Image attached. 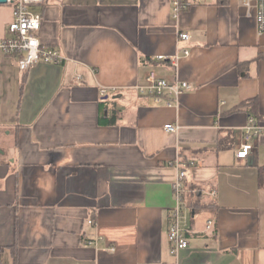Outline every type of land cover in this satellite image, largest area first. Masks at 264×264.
I'll return each mask as SVG.
<instances>
[{
  "label": "crops",
  "instance_id": "1",
  "mask_svg": "<svg viewBox=\"0 0 264 264\" xmlns=\"http://www.w3.org/2000/svg\"><path fill=\"white\" fill-rule=\"evenodd\" d=\"M190 1L177 19L170 0L32 6L64 62L0 56V264H264V32L253 1ZM12 22L0 4V40ZM151 72L192 89L156 105L136 89ZM250 117L262 132L238 160ZM176 162L189 234L172 256Z\"/></svg>",
  "mask_w": 264,
  "mask_h": 264
},
{
  "label": "built area",
  "instance_id": "2",
  "mask_svg": "<svg viewBox=\"0 0 264 264\" xmlns=\"http://www.w3.org/2000/svg\"><path fill=\"white\" fill-rule=\"evenodd\" d=\"M7 4L13 6V22L8 27L9 38L0 40V56L19 55L18 67L22 71H27L38 63L60 65L64 58L53 48L41 46L38 39V33L41 26L40 17L32 14L29 7L41 4L44 0H5ZM193 3H199L201 0H192ZM256 4L255 21L258 32H264V0H241L244 7H248L250 2ZM171 16L177 19L178 16L191 6L190 0H170ZM179 41H188L187 33L178 35ZM190 54L189 50L183 49L180 54L174 55L169 60L175 67L177 61L186 58ZM157 61H164L167 58L158 56ZM137 92L141 96L150 97L156 105L172 108L178 104L180 96L190 91L192 86L185 81L175 80L168 82L156 76L154 73H147L142 85L136 86ZM104 94V91L101 92ZM177 126L167 124L164 131L175 133ZM262 132V127L253 119L249 118L248 124L241 131L243 143L236 151V159L244 160L252 152L253 140ZM188 164L176 162L175 168L178 171L171 189L174 198V208L170 214L167 240L170 254L177 256L179 252L188 247V234L186 228V204L184 202V186L186 178V168ZM190 165V164H189ZM89 225H95L93 220L88 221ZM211 229V222L207 223L206 230ZM88 242V245H94L96 241ZM113 251V249H110Z\"/></svg>",
  "mask_w": 264,
  "mask_h": 264
},
{
  "label": "trees",
  "instance_id": "3",
  "mask_svg": "<svg viewBox=\"0 0 264 264\" xmlns=\"http://www.w3.org/2000/svg\"><path fill=\"white\" fill-rule=\"evenodd\" d=\"M256 60H264V54H260V55L256 58ZM251 103H253V102H251V101H249V102H245V103H243V104L237 106V107L234 109V111L237 112V111L245 110V107H247V106L250 105Z\"/></svg>",
  "mask_w": 264,
  "mask_h": 264
},
{
  "label": "water",
  "instance_id": "4",
  "mask_svg": "<svg viewBox=\"0 0 264 264\" xmlns=\"http://www.w3.org/2000/svg\"><path fill=\"white\" fill-rule=\"evenodd\" d=\"M6 1L5 0H0V4H5Z\"/></svg>",
  "mask_w": 264,
  "mask_h": 264
},
{
  "label": "rangeland",
  "instance_id": "5",
  "mask_svg": "<svg viewBox=\"0 0 264 264\" xmlns=\"http://www.w3.org/2000/svg\"><path fill=\"white\" fill-rule=\"evenodd\" d=\"M32 8V6L29 8V11H30V9ZM31 12V11H30Z\"/></svg>",
  "mask_w": 264,
  "mask_h": 264
}]
</instances>
